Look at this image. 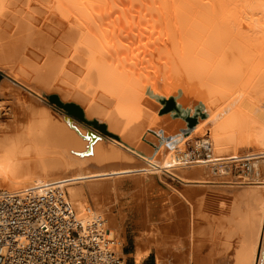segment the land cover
Wrapping results in <instances>:
<instances>
[{
  "label": "bare ground",
  "instance_id": "1",
  "mask_svg": "<svg viewBox=\"0 0 264 264\" xmlns=\"http://www.w3.org/2000/svg\"><path fill=\"white\" fill-rule=\"evenodd\" d=\"M0 70L11 103L0 101L10 117L0 124V191L63 188L77 219L102 217L124 257L120 179L151 166L133 178L136 263L153 250L156 264H200L197 218L212 217L214 233L233 219L243 235L235 261L222 253L219 264H264V0H0ZM48 93L108 138L32 105ZM194 137L208 158L183 149ZM147 187L163 197H146Z\"/></svg>",
  "mask_w": 264,
  "mask_h": 264
},
{
  "label": "built area",
  "instance_id": "2",
  "mask_svg": "<svg viewBox=\"0 0 264 264\" xmlns=\"http://www.w3.org/2000/svg\"><path fill=\"white\" fill-rule=\"evenodd\" d=\"M107 233L100 216L81 223L61 187L0 191V264H126Z\"/></svg>",
  "mask_w": 264,
  "mask_h": 264
},
{
  "label": "rangeland",
  "instance_id": "3",
  "mask_svg": "<svg viewBox=\"0 0 264 264\" xmlns=\"http://www.w3.org/2000/svg\"><path fill=\"white\" fill-rule=\"evenodd\" d=\"M2 78V79H1ZM4 78H5V76L3 75V72L0 70V84H1V86L4 84V81H7V79H5L4 80ZM8 83H9V81H7ZM12 85H14V86H16L17 87V84L15 83V84H13V83H11ZM19 86V85H18ZM15 87V88H16ZM20 87V90H22L24 93H28L27 95H30V93H29V91L28 92H25V89L24 88H22L21 86H19ZM18 89V88H17ZM17 91H19V89L17 90ZM8 95H6V97H7ZM5 96H1L0 95V101H1V103L4 101V105L5 106H9V104L8 103H10V102H8V103H6L8 100H9V96L6 98ZM30 97V98H29ZM28 98V102H29V100L32 98V96L30 95ZM33 99V98H32ZM6 100V101H5ZM33 101V104L32 105H34L35 103L37 104V105H35L37 108H39L40 107V105H38V103H39V101L41 102V104H43L44 106H47V105H50V106H52L53 108H55L57 111H59V112H62V113H64V114H67L69 117H72L74 120H76V121H78L79 123H81L82 125H84V126H86V127H89V128H91L92 130H95V131H97L98 133H100V134H102L105 138H108L106 135V133L105 132H103V130L102 129H100L99 128V125L98 124H94V123H90L89 121H87L86 119H84V118H82L81 116L79 117V115H77L75 112H69L67 109H66V105L67 104H69V101H67V102H65L64 104H62L59 100H57V95H55V93H48V94H43L41 97H40V100L39 99H37V101L34 99V100H32ZM35 101V102H34ZM30 102H31V100H30ZM6 103V104H5ZM11 104V103H10ZM34 106V108H36ZM44 106H41V107H44ZM4 112H2V113H0V124L2 123L3 124V122H4V124L6 123V121L8 120V118L10 119V117H8L7 116V113H5V114H3ZM20 112H18V114H19ZM20 115V114H19ZM8 117V118H7ZM2 121V122H1ZM8 122V121H7ZM200 139V137H194V139L193 138H190L189 140H187V141H185V144H184V147H183V149L185 150H188L189 152H191L192 153V158H191V160H193V159H196V158H203V156H204V153H203V151L198 147V149H196L195 147L193 148V145H194V143H195V140H199ZM107 141V140H106ZM190 141V142H189ZM189 142V143H188ZM90 155V156H89ZM88 156L90 157H88L87 159H89L88 160V166H89V168H91L92 169V167H94V165H92L91 166V164L92 163H94V164H96L94 161H92V159H93V154H91V152L88 154ZM112 160V162L109 160L108 162H109V164H111V163H113V159H111ZM116 161V160H115ZM114 161V162H115ZM193 161H195V160H193ZM116 162H118V161H116ZM90 164V165H89ZM247 161H244V162H237V163H234V164H232V166L230 167V174L232 175V177H240V175L242 174V171L244 170V168H247ZM148 167H150L151 168V166H147L146 168H144L143 166H142V168L139 166L138 168L136 167H134V169H132L131 168V170H130V168L128 169V168H125V170H127V172L125 171V170H122L123 171V173L124 172H126V173H124V174H122L123 176H122V179H120V184H119V186H120V188H119V190L121 191L120 193H122L123 191H126V192H123L122 193V195L120 196L121 197V200L123 201V203H122V205H124L125 207V214H123L124 215V219H123V223H121V226H123L122 227V231L123 232H121V235L123 236V237H125L126 238V240H127V243L128 244H131V245H134L135 244V239H134V236H135V233H136V230H135V228L132 226V222H133V219L134 220H136L135 219V217H133L132 216V212H131V210H130V206H133V203L134 202H132L133 200V196H134V193L136 194L137 192H138V188L135 186V185H133V178H135L136 176H138L140 173H146V172H150L149 170V168ZM94 169H95V167H94ZM94 169H92V170H94ZM144 169H146V171L144 170ZM149 169V170H148ZM95 170H98L97 168L95 169ZM135 170H137V171H135ZM129 171H131V172H129ZM139 171V172H138ZM134 172V173H133ZM151 172H154L153 170H151ZM128 173H130V174H128ZM132 173V174H131ZM241 173V174H240ZM136 174V175H135ZM125 175V176H124ZM135 175V176H134ZM160 175H161V177H162V180H164V181H162V182H164V184H168V185H172V186H175V187H180L181 186V183H179V181L177 180V178H174V176L172 177V175H170L169 173H166V172H163V171H160ZM242 184H245V183H240V185H242ZM122 185V186H121ZM135 186V187H134ZM124 187V188H123ZM132 188V189H131ZM135 188V189H134ZM149 188L147 187L146 189H145V191H146V193H147V195H146V197L147 196H150V197H152V198H154L155 196L154 195H156V197H158L160 194H157V190H156V188L155 187H152L151 189H149ZM158 189H160V188H158ZM155 190H156V192H155ZM131 191V192H130ZM133 191V192H132ZM137 191V192H136ZM130 193V194H129ZM155 193V194H154ZM153 194V195H152ZM133 195V196H132ZM152 195V196H151ZM154 196V197H153ZM159 197H163V196H159ZM132 200V201H131ZM131 201V202H130ZM88 204H85V206H87ZM245 206H242V209L244 208ZM244 210H246V209H244ZM243 211V210H242ZM242 213H245V211L244 212H241V214ZM231 222H233V219L231 220ZM234 230H235V227H234ZM234 230L232 231V234H234L235 232H234ZM134 231V232H133ZM240 232V234L242 233L241 231H239ZM122 247V246H121ZM153 251V250H152ZM121 257H122V259L124 260H126V256H122V255H120ZM235 256V255H234ZM233 256V257H234ZM234 259H235V257H234ZM124 260V261H125ZM235 261V260H234ZM127 262V261H126ZM193 262V261H192ZM189 263H191V262H189Z\"/></svg>",
  "mask_w": 264,
  "mask_h": 264
},
{
  "label": "crops",
  "instance_id": "4",
  "mask_svg": "<svg viewBox=\"0 0 264 264\" xmlns=\"http://www.w3.org/2000/svg\"><path fill=\"white\" fill-rule=\"evenodd\" d=\"M229 212H226L225 214L227 215ZM229 215V214H228ZM227 215V216H228ZM208 218V217H207ZM211 219H212V217H210ZM210 218H208L209 220H210ZM230 218V217H229ZM208 219H204V217H203V219H202V217L201 218H197V223H196V238H195V242H196V250H195V252L197 253H195V255H196V257H197V259H196V263H198L199 261H200V264H219V263H221L223 260L221 259V257L223 256V254L222 253H225L226 254V256H225V258H228L227 260L230 262V263H233L234 262V258H233V256H231V253H232V255L234 254V248H237L238 246H239V241L240 240H242V236L240 237V232L239 231H237V232H235L234 233V235L232 234V232L231 231H233L234 229H233V227H235V223L234 222H229L228 221V218H226L227 219V223H224V224H227V226H226V233L228 232L229 234H230V232H231V234H232V237H234L233 239H232V237H229L228 235V238L225 236L226 235V233L225 232H223V234H221L222 233V231L221 232H217V231H215V233L213 232V228H214V223L211 221V223L210 222H208ZM207 221V223H205ZM211 225H210V224ZM229 223V224H228ZM232 223L234 224V226L232 227ZM205 224L207 225V227L205 226ZM214 224V225H213ZM208 225H210L209 227H211V229H209L208 228ZM201 226H203V227H201ZM204 227L206 228V230L204 229ZM231 227V228H230ZM202 228V229H201ZM228 228L230 229V232L228 231ZM208 229V230H207ZM233 229V230H232ZM200 231H202V232H200ZM211 232V233H210ZM208 233V234H207ZM219 233V234H218ZM224 233H225V235H224ZM237 233H239V234H237ZM216 235V237L214 236V235ZM218 234V235H217ZM237 234V235H236ZM210 235V236H209ZM221 235H222V237H221ZM224 235V236H223ZM239 235V236H238ZM217 236H219L220 238H217ZM231 236V235H230ZM211 237H213V239L211 238ZM239 237H240V239H239ZM208 238V239H207ZM217 238V240H215ZM223 238V239H222ZM226 238H227V240L229 241H227L226 240ZM236 238H238L239 239V241H238V239L236 240ZM202 239V240H201ZM218 239L219 240H221V242H219L218 241ZM231 239V240H230ZM211 240V241H210ZM213 240V241H212ZM224 240H226V241H224ZM236 240V242H234V241ZM214 241H215V243H214ZM238 241V242H237ZM231 242V243H230ZM228 243V244H227ZM234 243H235V245H236V243H238V246L237 247H235V245H234ZM227 245V246H226ZM233 246H234V248H233ZM210 247V248H209ZM225 249V250H224ZM134 250H135V244L134 245H131V244H128L127 243V240H126V238L124 237V241H123V243H122V247H121V252H122V254L124 255V256H126V260H125V263L126 264H156V262H155V258H154V252L152 251V250H150L149 251V253L146 255V256H144L142 259H141V261L139 262V263H136L135 261H134V257H133V253H134ZM212 250V251H211ZM219 250H222V251H220L219 252ZM211 251V254L209 253ZM218 252V253H217ZM216 253V254H215ZM228 253V254H227ZM219 254H222L221 256H219ZM209 256V257H208ZM228 256V257H227ZM200 257V258H199ZM219 257H220V259L222 260H220L219 261ZM232 257V258H231ZM209 258H211V259H209ZM217 259V260H216ZM230 259V260H229ZM202 260V261H201ZM231 260H233V261H231ZM127 261V262H126ZM217 261H218V263H217Z\"/></svg>",
  "mask_w": 264,
  "mask_h": 264
},
{
  "label": "water",
  "instance_id": "5",
  "mask_svg": "<svg viewBox=\"0 0 264 264\" xmlns=\"http://www.w3.org/2000/svg\"><path fill=\"white\" fill-rule=\"evenodd\" d=\"M65 107H66V109H67L69 112H72V111H73V112H76L77 115L81 116L79 110L73 108L70 104H67ZM81 117H82V116H81Z\"/></svg>",
  "mask_w": 264,
  "mask_h": 264
}]
</instances>
